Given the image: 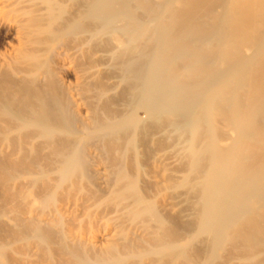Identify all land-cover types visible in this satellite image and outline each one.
Masks as SVG:
<instances>
[{
    "label": "bare ground",
    "instance_id": "obj_1",
    "mask_svg": "<svg viewBox=\"0 0 264 264\" xmlns=\"http://www.w3.org/2000/svg\"><path fill=\"white\" fill-rule=\"evenodd\" d=\"M0 21L20 149L45 138L102 189L129 178L158 221L200 220L208 239L184 228L151 264H264V0H0Z\"/></svg>",
    "mask_w": 264,
    "mask_h": 264
},
{
    "label": "rangeland",
    "instance_id": "obj_2",
    "mask_svg": "<svg viewBox=\"0 0 264 264\" xmlns=\"http://www.w3.org/2000/svg\"><path fill=\"white\" fill-rule=\"evenodd\" d=\"M13 34L0 21V54H9L17 44ZM6 74V70L0 71V98L7 87ZM32 135L31 131L19 136L8 132L0 117V264H151L159 255L151 250L162 246L164 238L174 241L181 237L184 228L196 227L200 232L194 242L203 233L206 237H199L200 242L208 239L198 218L162 214L158 221L155 205L144 199L136 202L137 193L130 189L129 178L116 179L102 189L87 178L79 164L69 166L71 156L55 150L45 138H37L33 149H20L18 143ZM71 136L66 135L75 140ZM128 164L131 176L136 174L135 162ZM87 238H93L96 246L84 241ZM196 243L190 256L199 260L205 254L196 250ZM227 247L223 255L229 259L222 255L226 261L236 254L242 256L232 250L234 247ZM198 252L202 256L196 257ZM168 255L167 260L173 259V253Z\"/></svg>",
    "mask_w": 264,
    "mask_h": 264
}]
</instances>
